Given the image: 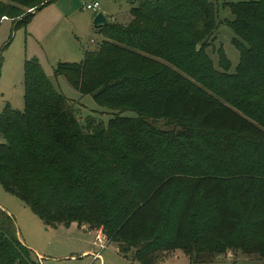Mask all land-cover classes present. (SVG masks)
Returning <instances> with one entry per match:
<instances>
[{"label": "trees", "instance_id": "obj_1", "mask_svg": "<svg viewBox=\"0 0 264 264\" xmlns=\"http://www.w3.org/2000/svg\"><path fill=\"white\" fill-rule=\"evenodd\" d=\"M52 1L0 0V20L25 27ZM126 1L129 20H108L93 49L57 62L52 75L98 106L135 115L106 126L78 120L37 59H24L23 108L0 111V186L44 226L100 228L139 264L173 250L195 263L236 247L264 258V0L223 2L238 52L233 71L220 45L217 69L205 52L220 23L213 1ZM152 116L186 120L177 131L185 153L130 155L157 147ZM0 264H40L2 210Z\"/></svg>", "mask_w": 264, "mask_h": 264}, {"label": "rangeland", "instance_id": "obj_2", "mask_svg": "<svg viewBox=\"0 0 264 264\" xmlns=\"http://www.w3.org/2000/svg\"><path fill=\"white\" fill-rule=\"evenodd\" d=\"M91 1L93 0H53L41 10H36L37 12L27 22L28 25L38 23L34 33L27 29V24L25 27H17L13 30L10 20L6 18L0 20V111L5 106L15 111L22 110L23 60L34 56L55 89L71 101L78 120L81 121L86 115H90L94 123L106 126L107 122L117 116L135 115L132 111L120 112L98 106L89 94H80L63 76L52 75L57 62H78L82 58L83 50L93 49L102 39L99 27L90 28L91 18L100 9L93 12L81 8L83 4ZM96 1L99 3L98 8L107 7L103 13L108 20L114 19V22L120 24L129 20L128 10L133 4L128 1ZM210 1L215 4V19L220 23L209 38L205 52L210 57L213 67L217 69L215 49L220 45L229 61V71H233L238 61V52L230 43V39L234 36L232 31L222 22L231 18L223 2L240 0ZM58 15H60L59 20ZM44 32L46 35L42 38ZM184 78L193 89L216 96V93L205 84L195 81L192 77ZM185 123L186 120L180 118L162 119L156 116L146 118V126L155 132L152 137L156 139L157 147H143L140 152L133 151L130 155L147 153L159 159L169 151L185 153L186 139L177 135V131L183 129ZM222 136L221 133L210 135L219 140ZM1 142L3 139L0 136ZM158 149L165 151L158 154L155 152ZM0 208L7 211L16 221L23 240L40 253L38 259L40 264H139L131 259L130 252L118 253L116 244L108 239L105 247L100 251V260L92 261L90 254L94 250L93 231L82 232L75 227L66 228L62 225L45 229L37 216L17 196L6 192L1 186ZM154 264H264V258L257 257L255 252H246L236 247L222 250L211 262L195 263L189 261L180 250H173L166 252Z\"/></svg>", "mask_w": 264, "mask_h": 264}, {"label": "crops", "instance_id": "obj_3", "mask_svg": "<svg viewBox=\"0 0 264 264\" xmlns=\"http://www.w3.org/2000/svg\"><path fill=\"white\" fill-rule=\"evenodd\" d=\"M98 7H99V3H98ZM43 7H41L40 8V10L42 9ZM98 9H100V11L103 13L104 12V10H107V7L106 6H103V8H98ZM37 11H35L34 13H36ZM33 13V14H34ZM104 14V13H103ZM105 15V14H104ZM59 16L60 15H58V17H57V19L59 18ZM41 19H42V17H40ZM107 18V17H106ZM92 19V18H91ZM32 20V19H31ZM37 20V19H36ZM59 20V19H58ZM112 20H114V19H112ZM31 22V21H30ZM91 23V22H90ZM31 24H32V22H31ZM38 25V23L36 24V25H34V24H32V25H28L27 24V29L29 30V31H31L32 33H34L35 31H36V26ZM89 25V24H88ZM75 29L77 28V26H75L74 27ZM90 28H95V27H93L91 24H90ZM85 29V28H84ZM50 31V30H49ZM46 34H45V32L43 33V35H42V38L45 36ZM89 42H91V39H89ZM83 52V51H82ZM34 57V56H33ZM36 58V57H35ZM37 59V58H36ZM0 210H2V208H0ZM2 211H4L5 213H7L8 215H10L7 211H5V210H2ZM11 216V215H10ZM31 220V219H30ZM14 224H15V227H16V230H17V237H18V239L22 242V243H24L25 244V246H27L29 249H31L34 253H35V255H36V257H37V259H39V257H40V253H38L37 251H36V249H34L33 247H31V245L30 244H28L26 241H24L23 240V238L21 237V234H20V232H19V230H18V227H17V223H16V221L14 220ZM58 226H60V225H58ZM57 226V227H58ZM57 227H55V228H57ZM73 227H75L76 229H78V230H81L82 232H89L90 230H87V228L86 227H84V225H81V226H77L75 223H70L66 228H73ZM44 228L45 229H47L48 227H46V226H44ZM92 232V231H91ZM27 243V244H26ZM99 254H100V252H99ZM91 256V255H90ZM41 259H43V258H41ZM91 260L92 261H94V260H96V259H92V257H91ZM97 260H100V255H99V258H97Z\"/></svg>", "mask_w": 264, "mask_h": 264}, {"label": "built area", "instance_id": "obj_4", "mask_svg": "<svg viewBox=\"0 0 264 264\" xmlns=\"http://www.w3.org/2000/svg\"><path fill=\"white\" fill-rule=\"evenodd\" d=\"M81 8L85 11L96 12L98 9V2L96 0H93L91 2L83 4ZM93 232H94V238H93L94 250L91 252L90 255L92 259H97L99 258V252L105 247L107 239L100 230V228L94 230Z\"/></svg>", "mask_w": 264, "mask_h": 264}, {"label": "water", "instance_id": "obj_5", "mask_svg": "<svg viewBox=\"0 0 264 264\" xmlns=\"http://www.w3.org/2000/svg\"><path fill=\"white\" fill-rule=\"evenodd\" d=\"M107 23L108 19L101 11H97L91 19V25L93 27H100L102 25H106Z\"/></svg>", "mask_w": 264, "mask_h": 264}]
</instances>
